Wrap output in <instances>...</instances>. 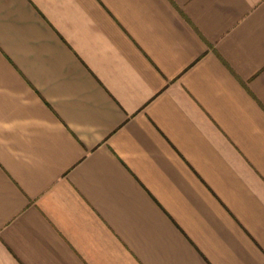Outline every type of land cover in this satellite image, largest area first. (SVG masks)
I'll return each instance as SVG.
<instances>
[{
  "label": "crops",
  "instance_id": "1",
  "mask_svg": "<svg viewBox=\"0 0 264 264\" xmlns=\"http://www.w3.org/2000/svg\"><path fill=\"white\" fill-rule=\"evenodd\" d=\"M0 264H264V0H0Z\"/></svg>",
  "mask_w": 264,
  "mask_h": 264
}]
</instances>
